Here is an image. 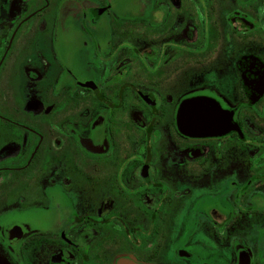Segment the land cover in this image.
Instances as JSON below:
<instances>
[{
	"label": "flooded vegetation",
	"instance_id": "1",
	"mask_svg": "<svg viewBox=\"0 0 264 264\" xmlns=\"http://www.w3.org/2000/svg\"><path fill=\"white\" fill-rule=\"evenodd\" d=\"M0 264H264V0H0Z\"/></svg>",
	"mask_w": 264,
	"mask_h": 264
},
{
	"label": "water",
	"instance_id": "2",
	"mask_svg": "<svg viewBox=\"0 0 264 264\" xmlns=\"http://www.w3.org/2000/svg\"><path fill=\"white\" fill-rule=\"evenodd\" d=\"M194 130H198L201 132H209L211 131L210 126H208L206 123L198 124L196 127L194 126Z\"/></svg>",
	"mask_w": 264,
	"mask_h": 264
}]
</instances>
